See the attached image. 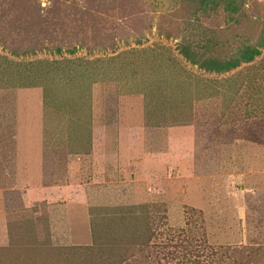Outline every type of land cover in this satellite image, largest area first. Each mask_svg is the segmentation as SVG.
Returning a JSON list of instances; mask_svg holds the SVG:
<instances>
[{
    "label": "rangeland",
    "instance_id": "1",
    "mask_svg": "<svg viewBox=\"0 0 264 264\" xmlns=\"http://www.w3.org/2000/svg\"><path fill=\"white\" fill-rule=\"evenodd\" d=\"M238 2L0 0V264H264V0ZM119 114L148 160L109 163ZM165 122L196 144L171 196L151 183Z\"/></svg>",
    "mask_w": 264,
    "mask_h": 264
},
{
    "label": "crops",
    "instance_id": "2",
    "mask_svg": "<svg viewBox=\"0 0 264 264\" xmlns=\"http://www.w3.org/2000/svg\"><path fill=\"white\" fill-rule=\"evenodd\" d=\"M132 119L135 123L134 122L130 123L129 120H126V122L124 123L123 118L120 117V114L119 116H117V122L115 124L116 125V131H115L116 140L115 142H113V144L112 142L110 143V145H112L113 147L111 148V152L108 155L110 157L109 163L110 164L115 163L112 166H124L125 167L128 161L133 159L132 157H135V158L143 157V158H146L147 160L150 158L149 151L145 150L146 149L145 140L142 138V134L145 133L144 131H146L147 127L144 126L143 122L142 124H140L139 121L135 120L136 115ZM150 127H153L152 135L155 136L154 137L156 139L155 141L158 142V147H156L158 151H156V154L154 155L157 157L156 158L157 162L158 161L162 162L161 165L157 164L158 168L154 170V172H156L157 174H153L154 176L153 178L152 177L151 178L154 180L151 183H153V185L156 187L157 192L160 189L164 195L171 196L174 193H173V190H170V189L176 188L177 190L179 186L181 185V182L183 181V179H185V177L188 175V173L185 174L186 172L183 169L185 166L183 167V165H181L182 163L180 164V167L178 166L179 165L178 158L182 157L184 164H189L191 157L192 158L195 157V154L193 153L194 147H196L194 132L190 131L189 129L190 126L171 125L168 122L161 123V124H150ZM180 127H183L182 130H179ZM181 134H184V135L181 136ZM122 135L126 137H132V138H134L135 136V139H139V142H141L142 149L138 150L137 152H130L127 155H122V156L119 155L120 154L119 147H118L119 139L121 138ZM166 139L167 141L166 143H164L163 141ZM177 139L179 141H182V140H185L187 142L190 141V144L182 146V145H179L178 143L179 147H177V145H174V142ZM161 143L163 144V146L160 145ZM95 149H96V145L94 146V150ZM99 149H100V154H101V148L99 147ZM133 150H135V148ZM114 151L116 153H114ZM94 158H95V163L99 165L98 167L100 168L104 167L105 165L104 161L98 160L99 158L95 156ZM168 160L170 162V167L167 168V163L165 161H168ZM144 162H145V159H144ZM22 166L23 164L21 163V167ZM173 170H175V172L177 171L178 173L179 171H181L182 175H179L177 177L175 176V178H173V176H170L171 175L170 173L173 172ZM147 175H150V174H147ZM143 176H145V174ZM169 183H171L170 187L167 186ZM150 187L152 188L153 186H150ZM91 190L96 191V188L91 186ZM9 191L10 192L8 193H11V195L15 193V195H18L19 198L21 199L22 194L20 193L17 194V191H15V189H10ZM192 192L193 190H191V192L187 191L186 196L190 197V199L193 198L192 200H195V198L192 197ZM0 212H1L0 233H2L4 224H5L4 220L6 219V215L3 211H0ZM0 242H4V239H1Z\"/></svg>",
    "mask_w": 264,
    "mask_h": 264
},
{
    "label": "trees",
    "instance_id": "3",
    "mask_svg": "<svg viewBox=\"0 0 264 264\" xmlns=\"http://www.w3.org/2000/svg\"><path fill=\"white\" fill-rule=\"evenodd\" d=\"M214 5H218L221 1L225 2V8L230 12H236L240 8L238 0H211ZM203 2H210V0H203ZM264 41V40H263ZM263 43V42H262ZM258 45L256 47L246 46L239 56H230L224 59H215L208 57L205 58L201 65H204L207 69L224 71L235 68L240 65L242 61H252L255 55L259 54ZM192 61H195L191 58ZM196 62V61H195Z\"/></svg>",
    "mask_w": 264,
    "mask_h": 264
}]
</instances>
